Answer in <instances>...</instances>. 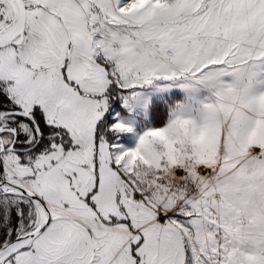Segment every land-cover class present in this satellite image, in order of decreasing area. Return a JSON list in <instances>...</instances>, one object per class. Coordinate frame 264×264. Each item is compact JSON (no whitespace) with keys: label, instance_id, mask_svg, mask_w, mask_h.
<instances>
[{"label":"snow or ice","instance_id":"obj_1","mask_svg":"<svg viewBox=\"0 0 264 264\" xmlns=\"http://www.w3.org/2000/svg\"><path fill=\"white\" fill-rule=\"evenodd\" d=\"M0 264H264V0H0Z\"/></svg>","mask_w":264,"mask_h":264}]
</instances>
